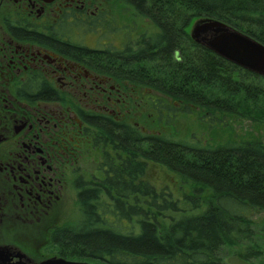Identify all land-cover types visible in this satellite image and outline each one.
Wrapping results in <instances>:
<instances>
[{"label": "flooded vegetation", "instance_id": "obj_1", "mask_svg": "<svg viewBox=\"0 0 264 264\" xmlns=\"http://www.w3.org/2000/svg\"><path fill=\"white\" fill-rule=\"evenodd\" d=\"M180 1L0 0V247L33 261L51 250L62 256L54 236L81 228L86 190L98 193L95 210L106 209L96 212V225L112 223L118 204L144 207L126 193L150 185L147 169L160 164L146 159V142L198 107L148 87L131 54L164 27L191 40L196 21L215 19L195 18L192 7L178 11ZM211 1L239 29L264 38V0ZM173 54L181 60L179 49ZM202 114L210 130L224 125ZM130 133L138 135L132 149ZM119 179L122 198L113 190Z\"/></svg>", "mask_w": 264, "mask_h": 264}, {"label": "trees", "instance_id": "obj_2", "mask_svg": "<svg viewBox=\"0 0 264 264\" xmlns=\"http://www.w3.org/2000/svg\"><path fill=\"white\" fill-rule=\"evenodd\" d=\"M156 1L149 0L153 4ZM164 1L168 0H161ZM182 3L177 6L179 10L192 7L195 16L215 18L264 45L260 34L259 37L244 32L227 20L218 3L211 0H182ZM166 7L171 14L173 5ZM181 35L180 31L164 27L160 34L145 38L142 46L132 51L131 56L138 64L142 63L147 75L145 84L165 91L168 98L182 103L186 109L192 104L215 120L223 117L225 127L238 118L249 119L260 127L264 121L256 112L264 101V88L255 86V80L260 78ZM177 49L181 60L174 57ZM238 96L243 100H238ZM128 136V147L132 149V136L138 135ZM124 137L122 133L121 146L126 142ZM145 151L149 153L145 154L147 160L165 164L176 172L189 192L175 199L168 190L156 192L146 185L140 192L126 194L129 198L143 195L148 201L147 209L141 206L125 209L118 204L112 212V223L96 225L99 220L96 212L105 213L106 209L95 210L91 205L98 195L95 190L83 191L81 228L67 227L56 231L54 236L63 258L75 261L93 258L106 264H225L222 249H231L245 261L264 254V246L255 239L251 220L254 211L264 213V141L259 136L215 147L171 141L163 136L148 140ZM137 168L131 162V169ZM119 183L121 186L113 187L117 191L114 196L122 198L124 182L119 179ZM167 213L173 216L168 217L169 222H163ZM243 246L248 253H243Z\"/></svg>", "mask_w": 264, "mask_h": 264}, {"label": "rangeland", "instance_id": "obj_3", "mask_svg": "<svg viewBox=\"0 0 264 264\" xmlns=\"http://www.w3.org/2000/svg\"><path fill=\"white\" fill-rule=\"evenodd\" d=\"M177 10L179 11L178 7ZM193 14L195 16V13ZM198 16L199 14L196 15L195 18H198ZM236 75L239 79V75L237 73ZM259 78L260 79L255 80V86L257 84L264 88V78ZM237 98L240 101L243 100V97L241 96H238ZM256 115L260 117L262 121H264V101H262L259 105ZM202 116L203 114L198 111V108L197 110H195V112H192L191 110H188L186 112L181 111L180 117L178 119L169 121L168 123L162 125V136L175 139L177 141L196 144L202 147H215L219 144L223 145L227 143L240 142L243 140H250L253 138H257L258 136L264 141V123L260 127H258L255 126V124L249 119L238 118L230 122L228 124L229 127H225L224 124L221 127L217 126L216 128L210 130L207 124L202 121ZM146 174V183L150 184L158 192L168 190L173 194L175 199H181L185 194L189 192V187L181 181L180 176L176 172L170 170L169 167L165 164H151L148 167ZM133 199L134 200L131 199L130 201L131 204H140L147 209L145 202L148 201L146 198L135 196L133 197ZM167 214L168 216L165 217L163 222H169L168 220L170 219V216H173L170 213ZM76 219L77 215L73 214V217H68L67 222L71 223ZM251 220L254 222V235H256L255 239L258 244L264 246V213L260 211H254L251 214ZM244 245H247V243H245ZM242 251L243 253H248L246 246L242 247ZM47 253V255H42L40 257H37L36 259L38 261H41L47 258H51L55 254V251L51 250ZM221 258L223 259L225 264H264V254L259 258H250L245 261L238 257L236 253L229 248L222 249ZM81 261L89 262L91 264H106V261H98L93 258L91 260L83 259Z\"/></svg>", "mask_w": 264, "mask_h": 264}, {"label": "water", "instance_id": "obj_4", "mask_svg": "<svg viewBox=\"0 0 264 264\" xmlns=\"http://www.w3.org/2000/svg\"><path fill=\"white\" fill-rule=\"evenodd\" d=\"M194 43L201 45L224 60L264 78V45L213 19H200L191 30ZM17 258L18 261H14ZM0 264H90L51 257L34 262L25 255L15 254L8 247H0Z\"/></svg>", "mask_w": 264, "mask_h": 264}]
</instances>
